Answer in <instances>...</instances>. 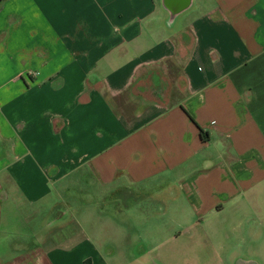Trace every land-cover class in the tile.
<instances>
[{"label": "crops", "instance_id": "obj_1", "mask_svg": "<svg viewBox=\"0 0 264 264\" xmlns=\"http://www.w3.org/2000/svg\"><path fill=\"white\" fill-rule=\"evenodd\" d=\"M149 189L264 231V0H0V264H142Z\"/></svg>", "mask_w": 264, "mask_h": 264}, {"label": "rangeland", "instance_id": "obj_2", "mask_svg": "<svg viewBox=\"0 0 264 264\" xmlns=\"http://www.w3.org/2000/svg\"><path fill=\"white\" fill-rule=\"evenodd\" d=\"M135 191L139 192V189ZM129 193L134 192L130 191ZM142 193H146V198L140 200L142 202L136 203L128 198L121 203V208L125 211L131 207L128 209L126 217L128 223H130L128 225H133V228L126 231L114 229L117 232V236L116 238L112 237L114 238L113 240H118L120 237L122 238L124 233V237H138L137 249L141 254H145L142 256V264H235L238 260L252 259L249 256H255L258 264H264V231L256 229H254V232L249 231V234L252 233L249 239L255 238L260 243V245L253 247L254 245L248 243L250 240L244 241L241 238L246 235L247 231L241 233L237 230L227 229L225 225L220 224L222 219L228 223L227 220L234 216L232 212L204 214L200 220L202 224L199 222L200 224L195 227H177V225L164 224L163 228H157L149 222V217L155 216L160 219L163 216L164 220L161 219V221H166L167 213L162 208L161 203H158V206L152 205L151 201L146 199L149 198L150 193H162V190L149 189L144 190ZM112 206V203L110 205L108 203L106 206L108 212L112 211ZM88 211L84 214L88 215ZM257 213L256 211V220L259 219ZM174 215L172 214L171 216ZM184 216H186V213H184ZM191 216H193L192 213L189 217L191 218ZM105 222L107 221H104V223L98 222L96 225L98 230L104 233V237L110 239V234L101 229L103 225L105 227ZM257 225L256 222L255 226L257 227ZM196 237H200L204 241V244L202 243L203 246L185 247L186 251H183L182 245L177 246V244L189 242L188 239H197ZM170 238L173 239L170 240ZM245 238L247 237L245 236ZM152 255L155 258L154 261H151L153 260L151 258Z\"/></svg>", "mask_w": 264, "mask_h": 264}, {"label": "trees", "instance_id": "obj_3", "mask_svg": "<svg viewBox=\"0 0 264 264\" xmlns=\"http://www.w3.org/2000/svg\"><path fill=\"white\" fill-rule=\"evenodd\" d=\"M201 133H202V134H206V133H204L203 131H201ZM206 136H207V134H206Z\"/></svg>", "mask_w": 264, "mask_h": 264}]
</instances>
